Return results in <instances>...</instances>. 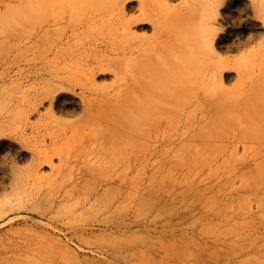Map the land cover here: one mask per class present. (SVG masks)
Segmentation results:
<instances>
[{"label":"rangeland","instance_id":"374dc122","mask_svg":"<svg viewBox=\"0 0 264 264\" xmlns=\"http://www.w3.org/2000/svg\"><path fill=\"white\" fill-rule=\"evenodd\" d=\"M263 229L264 0H0V264H264Z\"/></svg>","mask_w":264,"mask_h":264},{"label":"bare ground","instance_id":"6f19581e","mask_svg":"<svg viewBox=\"0 0 264 264\" xmlns=\"http://www.w3.org/2000/svg\"><path fill=\"white\" fill-rule=\"evenodd\" d=\"M205 29H206V27H205ZM204 29V32H202L201 34H199V35H197V36H195V34H194V37H195V39H196V41L197 42H199V47H201V48H204L205 46H206V44L209 42L208 41V37H207V34H206V32H207V30H205ZM210 65H209V68H210V71H212V73H211V75L212 76H215V75H217L218 74V72L220 71V68H221V66H222V64H221V61H219V56L218 55H216L215 54V51L213 50V46H211V51H210ZM144 110H145V112H146V114H148L149 113V107H148V105L147 104H145L144 105ZM145 114V115H146ZM193 224H195V221H193L192 222ZM191 225V224H190ZM195 230V229H194ZM193 231V230H192ZM261 232H263L264 233V229L263 230H261ZM260 235H262V234H260ZM264 245V244H263ZM262 247H264V246H262V244L260 245V244H257L256 243V246H255V253L256 252H259L260 251V249L262 248ZM196 252V251H195ZM232 254V253H231ZM244 254H247L246 253V251L244 250V249H240L239 251H233V255L232 256H229V254H226V252H223L222 254H219V257H227L228 256V260H227V264H231L230 263V260L233 258V257H236V256H240V255H244ZM259 254V253H258ZM263 254H264V252H263ZM262 255V254H261ZM188 257H190L189 258V260L190 259H192V256H193V254L190 252V253H188V255H187ZM259 256V255H258ZM237 259V258H236ZM179 260V259H178ZM238 260V259H237ZM232 261V260H231ZM188 263V261H186V263L185 264H187ZM163 264H171V262L168 260V258L166 259V261L163 263ZM180 264V263H179ZM189 264H196V263H190L189 262ZM203 264H214V263H203Z\"/></svg>","mask_w":264,"mask_h":264}]
</instances>
